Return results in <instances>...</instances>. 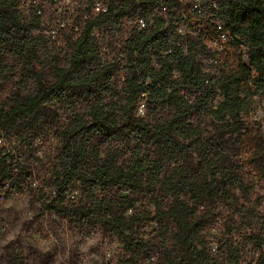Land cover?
I'll return each instance as SVG.
<instances>
[{"label": "trees", "instance_id": "trees-1", "mask_svg": "<svg viewBox=\"0 0 264 264\" xmlns=\"http://www.w3.org/2000/svg\"><path fill=\"white\" fill-rule=\"evenodd\" d=\"M20 1L0 0V80L8 68L4 50L20 61L21 83L32 84L34 92L0 110V137L13 130L22 139L19 122L50 103L88 105V132L82 140L75 131L67 134L53 181L56 199L45 210L105 228L123 246L128 264L152 262L154 245L138 234L145 223L157 227L160 257L153 264H240L242 253L233 241L237 224L221 240V262L204 233L219 221L223 206L237 207L242 198L250 203L264 191V129L253 121L263 111L264 123V0H217L232 41L222 54L207 57L218 60L214 73L200 64L202 44L190 38L184 47L176 45L174 21L154 17V1L124 0L116 15L88 21L78 38L50 44L74 48L70 69L52 63L53 82L38 67L46 39L31 30L41 32L40 22L24 18ZM138 9L153 25L130 34L122 46L124 67L122 61L102 63L95 30L133 18ZM121 72L120 92L114 79ZM205 121L214 136L204 137ZM237 139L248 148L244 159ZM15 161L12 150L0 148V189ZM74 183L85 187L91 203L68 199L78 193ZM147 197L154 211H138L139 200ZM263 200L258 195L256 205ZM255 222L253 209L245 228L252 230ZM249 239L256 244L253 264H264V237L253 233Z\"/></svg>", "mask_w": 264, "mask_h": 264}, {"label": "rangeland", "instance_id": "rangeland-1", "mask_svg": "<svg viewBox=\"0 0 264 264\" xmlns=\"http://www.w3.org/2000/svg\"><path fill=\"white\" fill-rule=\"evenodd\" d=\"M121 27L120 24L112 23L95 30L94 36L101 48L102 63L122 61V67L125 66ZM31 33L35 37H43L40 31L31 30ZM191 39L207 49L211 47L208 38L194 35ZM73 51V46L68 43L60 47H53L45 40L41 43V62L38 67L46 71L49 82H53L52 63L58 60L62 67L70 69ZM2 54L8 68L4 80H0V110L15 106L34 92L32 84L26 86L21 83L24 73L20 61L7 51L3 50ZM124 75L121 72L114 79L120 92ZM87 113L88 105L83 102H53L45 105L38 115L19 122L22 139H18L19 135L13 130L5 134V149L12 150L16 161L12 165L9 181L0 189V264H128L129 258L123 246L105 228L92 227L72 215L57 216L45 210V205L56 199L53 181L57 171L61 169L60 159L67 134L75 131L78 140L85 137L88 132ZM253 121L257 126L261 124L264 129L263 111H259ZM204 124V137L214 136L210 123L205 121ZM235 143L237 153L241 155L239 158L244 159L248 148L243 147L240 139ZM119 146L122 147L121 144ZM71 186L78 191L75 202L87 204L93 201L81 183ZM258 195L264 197V191L254 194L250 203L240 199L237 203L240 213L237 212V207L223 206L219 221L205 231V242L217 261L225 260L224 250H221L220 245L226 230L237 224L239 229L234 233L233 241L242 253L240 264H253L256 259V244L249 236L254 233L264 237V200L261 206H257ZM253 209L256 222L253 229L249 230L244 225L245 215ZM137 210L154 211L149 197L139 200ZM156 229V225L145 223L138 231L139 236L154 245L152 262L144 264L156 263L160 257Z\"/></svg>", "mask_w": 264, "mask_h": 264}, {"label": "built area", "instance_id": "built-area-1", "mask_svg": "<svg viewBox=\"0 0 264 264\" xmlns=\"http://www.w3.org/2000/svg\"><path fill=\"white\" fill-rule=\"evenodd\" d=\"M124 0H21L20 12L27 19L40 22L41 32L51 45H60L67 36L78 38L86 23L99 17L116 15L123 7ZM142 0H133L140 3ZM154 1L153 16L173 19L176 28V45L184 47L194 35L208 38L211 47L203 44L205 55L199 57L205 73H214L213 68L218 64L216 58H207L212 54H222L232 41L225 22L219 17L217 0H145ZM122 45H126L129 36L136 30H146L153 25L150 18L140 15V10L133 18L120 21ZM187 52V48H184ZM208 60L209 62H207ZM144 106L141 107L143 112ZM4 136L0 137V148H7ZM77 192L68 195L75 201Z\"/></svg>", "mask_w": 264, "mask_h": 264}]
</instances>
